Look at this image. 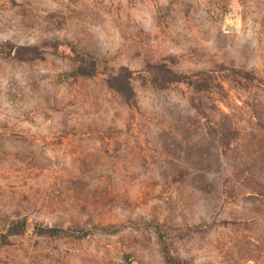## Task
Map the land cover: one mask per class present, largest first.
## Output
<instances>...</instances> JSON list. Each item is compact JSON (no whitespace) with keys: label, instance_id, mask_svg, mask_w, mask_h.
Instances as JSON below:
<instances>
[{"label":"rangeland","instance_id":"1","mask_svg":"<svg viewBox=\"0 0 264 264\" xmlns=\"http://www.w3.org/2000/svg\"><path fill=\"white\" fill-rule=\"evenodd\" d=\"M0 264H264V0H0Z\"/></svg>","mask_w":264,"mask_h":264}]
</instances>
